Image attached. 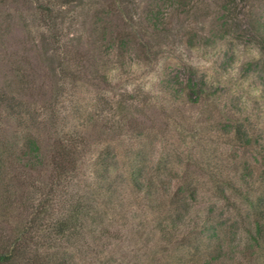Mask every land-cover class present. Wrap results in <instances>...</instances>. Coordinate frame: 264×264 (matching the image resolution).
Instances as JSON below:
<instances>
[{
    "label": "rangeland",
    "instance_id": "374dc122",
    "mask_svg": "<svg viewBox=\"0 0 264 264\" xmlns=\"http://www.w3.org/2000/svg\"><path fill=\"white\" fill-rule=\"evenodd\" d=\"M186 2L154 29L148 0H0V244L46 199L40 264H201L219 245V264H261L240 250L264 197L263 0L218 37L219 0ZM128 22L107 48L103 26ZM28 137L43 158L25 170Z\"/></svg>",
    "mask_w": 264,
    "mask_h": 264
},
{
    "label": "trees",
    "instance_id": "16d2710c",
    "mask_svg": "<svg viewBox=\"0 0 264 264\" xmlns=\"http://www.w3.org/2000/svg\"><path fill=\"white\" fill-rule=\"evenodd\" d=\"M238 0H219L220 14L218 15V27L212 31V37L223 36L228 32L229 22L232 19V15L235 14L237 9ZM242 1V0H239ZM262 1V0H261ZM186 0H148V5L146 6L145 19L148 21L149 25L154 29L159 27L162 17L164 18V11L169 8H184L187 6ZM48 9V8H47ZM132 21V20H131ZM130 28H132L129 33L115 34L112 35V32L108 27L103 26L102 39H105L107 42V48H114L115 44H118L122 47H127L132 38L136 36L137 32L135 26L132 22H128ZM102 28V27H101ZM256 32L264 43V0L262 4V14L260 15L259 20L256 21ZM117 42V43H115ZM183 82H180V85ZM185 85L181 87L180 90L186 91L187 97L191 101H197L203 95H206V89L200 85L198 82L194 81L191 76L187 78ZM235 132L239 133L238 126H235ZM20 154L16 157L18 161H22L23 169H32L36 166L42 164L41 146L38 141L32 137H28L24 140V145L20 149ZM0 165L2 162V153L0 151ZM13 155L10 163L13 162ZM59 167H62L63 172H66L65 166L59 164ZM62 173V171H61ZM188 191L193 195L194 191L189 190L185 186L178 187V193H184ZM260 214L256 216V219L253 221L252 228L249 230L246 240L241 245L240 254L247 259H255L258 263L264 264V197L261 199L260 204ZM49 203L46 199L41 201L36 209L35 214L28 221V225L18 228L14 238H6L3 244H0V264H40L41 257L37 252V248L33 249V246L36 245V239H39L40 231L45 230L43 227L45 225V216L49 211ZM82 209V208H81ZM74 211L80 210V205L76 204L73 208ZM68 219L59 218L56 222L58 229L63 228ZM207 223V222H206ZM202 232L209 231L208 240L215 238L218 242L221 238L220 232L222 227L219 224L209 223L206 227L202 228ZM34 244V245H33ZM217 252L212 250L208 252V257L204 258L201 264H219L221 262L222 250L219 245ZM215 254V255H214Z\"/></svg>",
    "mask_w": 264,
    "mask_h": 264
}]
</instances>
